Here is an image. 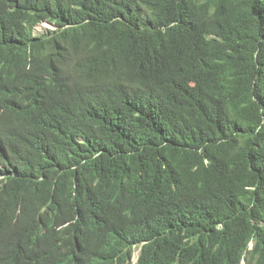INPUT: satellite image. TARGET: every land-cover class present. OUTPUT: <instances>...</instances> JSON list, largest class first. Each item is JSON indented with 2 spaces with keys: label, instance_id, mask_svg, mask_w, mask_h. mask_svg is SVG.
<instances>
[{
  "label": "trees",
  "instance_id": "trees-1",
  "mask_svg": "<svg viewBox=\"0 0 264 264\" xmlns=\"http://www.w3.org/2000/svg\"><path fill=\"white\" fill-rule=\"evenodd\" d=\"M3 84L5 263L264 264V0H0Z\"/></svg>",
  "mask_w": 264,
  "mask_h": 264
},
{
  "label": "clouds",
  "instance_id": "clouds-1",
  "mask_svg": "<svg viewBox=\"0 0 264 264\" xmlns=\"http://www.w3.org/2000/svg\"><path fill=\"white\" fill-rule=\"evenodd\" d=\"M2 79L5 81L7 85H9L10 80L7 81L6 76H2ZM13 86V85H10ZM5 84L0 88V117L4 115V113H7L8 108L10 111V105L13 102L14 97L12 96V93L4 89ZM44 98H43V93H41L38 97H35L34 101L31 102L29 100H21V103L19 105H13V107L16 109L17 112H22L25 117L30 120L29 118L36 119L37 121H42L39 119V112L42 109V106L44 104ZM67 237H73V235H67ZM54 242H57V244L60 242L58 240L53 241L51 245L54 244ZM39 243V242H38ZM62 250L61 252L68 253V261L66 264H90V256L89 252L83 248V247H69L65 245H61ZM59 245L55 244V247L53 248L54 253L59 256ZM29 251L32 253L34 251V245L30 247ZM9 252L8 249H6L3 254L6 255ZM138 250H135L133 257H132V262L135 263L137 256H138ZM63 258H61L60 264H64ZM0 264H7L5 263L4 258L0 259ZM9 264V263H8Z\"/></svg>",
  "mask_w": 264,
  "mask_h": 264
},
{
  "label": "rangeland",
  "instance_id": "rangeland-1",
  "mask_svg": "<svg viewBox=\"0 0 264 264\" xmlns=\"http://www.w3.org/2000/svg\"><path fill=\"white\" fill-rule=\"evenodd\" d=\"M45 28H53V26L49 23H44V24H41L37 27L34 28V32H37V33H40L42 32Z\"/></svg>",
  "mask_w": 264,
  "mask_h": 264
}]
</instances>
